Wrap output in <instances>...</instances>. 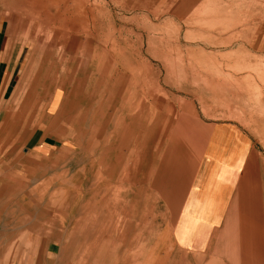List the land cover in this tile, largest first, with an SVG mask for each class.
I'll list each match as a JSON object with an SVG mask.
<instances>
[{"label": "rangeland", "instance_id": "obj_1", "mask_svg": "<svg viewBox=\"0 0 264 264\" xmlns=\"http://www.w3.org/2000/svg\"><path fill=\"white\" fill-rule=\"evenodd\" d=\"M1 25L21 53L0 264H183L171 227L222 124L248 135L245 176L264 184V0H0ZM259 224L243 206L210 264L257 262Z\"/></svg>", "mask_w": 264, "mask_h": 264}, {"label": "crops", "instance_id": "obj_2", "mask_svg": "<svg viewBox=\"0 0 264 264\" xmlns=\"http://www.w3.org/2000/svg\"><path fill=\"white\" fill-rule=\"evenodd\" d=\"M13 38L1 25L0 120L5 113L3 102L12 92L21 53L16 52ZM252 145L244 131L229 124L212 129L208 135L171 227V241L183 264L191 257H197L199 264H210L212 259L207 258L216 236L234 222L243 206L257 216L260 223L258 230L250 233L260 241L257 247L262 250V257L250 264H264V184L245 176ZM236 263L246 264L244 261Z\"/></svg>", "mask_w": 264, "mask_h": 264}, {"label": "bare ground", "instance_id": "obj_3", "mask_svg": "<svg viewBox=\"0 0 264 264\" xmlns=\"http://www.w3.org/2000/svg\"><path fill=\"white\" fill-rule=\"evenodd\" d=\"M65 1H67V0H65ZM65 5V4H64ZM78 5V4H77ZM80 8V7H79ZM79 10V9H78ZM204 19V18H203ZM77 20V19H76ZM82 23V22H81ZM84 24V23H83Z\"/></svg>", "mask_w": 264, "mask_h": 264}]
</instances>
